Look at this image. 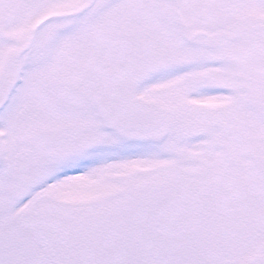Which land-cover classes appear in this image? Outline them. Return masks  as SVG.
Listing matches in <instances>:
<instances>
[{"label":"snow or ice","instance_id":"snow-or-ice-1","mask_svg":"<svg viewBox=\"0 0 264 264\" xmlns=\"http://www.w3.org/2000/svg\"><path fill=\"white\" fill-rule=\"evenodd\" d=\"M0 264H264V0H0Z\"/></svg>","mask_w":264,"mask_h":264}]
</instances>
